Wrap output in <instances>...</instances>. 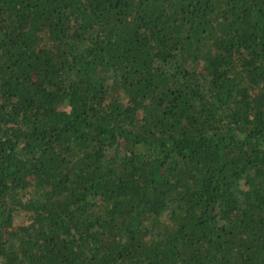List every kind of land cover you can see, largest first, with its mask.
Wrapping results in <instances>:
<instances>
[{
	"label": "trees",
	"instance_id": "obj_1",
	"mask_svg": "<svg viewBox=\"0 0 264 264\" xmlns=\"http://www.w3.org/2000/svg\"><path fill=\"white\" fill-rule=\"evenodd\" d=\"M0 264H264V0H0Z\"/></svg>",
	"mask_w": 264,
	"mask_h": 264
},
{
	"label": "rangeland",
	"instance_id": "obj_2",
	"mask_svg": "<svg viewBox=\"0 0 264 264\" xmlns=\"http://www.w3.org/2000/svg\"><path fill=\"white\" fill-rule=\"evenodd\" d=\"M25 216H26V212L24 211V212H22V213L20 214V216H19V217H20V220H21V219H24Z\"/></svg>",
	"mask_w": 264,
	"mask_h": 264
}]
</instances>
